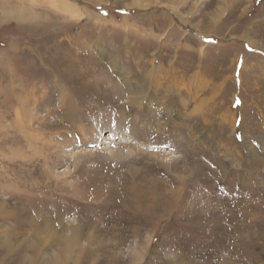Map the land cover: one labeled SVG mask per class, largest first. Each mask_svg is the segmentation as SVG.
<instances>
[{"label": "rangeland", "instance_id": "374dc122", "mask_svg": "<svg viewBox=\"0 0 264 264\" xmlns=\"http://www.w3.org/2000/svg\"><path fill=\"white\" fill-rule=\"evenodd\" d=\"M4 12L0 264H264V0Z\"/></svg>", "mask_w": 264, "mask_h": 264}, {"label": "bare ground", "instance_id": "6f19581e", "mask_svg": "<svg viewBox=\"0 0 264 264\" xmlns=\"http://www.w3.org/2000/svg\"><path fill=\"white\" fill-rule=\"evenodd\" d=\"M30 1H31L32 3H37L38 0H30ZM65 4H66V2H65ZM60 5H64V4H63L62 2H60ZM70 12H72V11H70ZM72 13H73V12H72ZM72 13L70 14L71 16L74 15V14H72ZM18 15H19V13H18ZM0 17H1V18H8V17L11 18V16L8 15V14H6L5 12H4V13H1V14H0ZM171 79H172V78H171ZM174 79H175V78H174ZM176 79H177V78H176ZM168 81H169V80H168ZM172 82H173V81H172ZM179 83H180V81H179ZM182 83H183V82H182ZM171 84H172V83H171ZM174 84H175V82H174ZM141 85H144V84L141 83ZM168 85H169V83H168ZM112 86H113V85H112ZM185 86H186V85H185ZM141 88H142V86H141ZM169 88H170V87H169ZM170 89H172V87H171ZM113 90H116L115 85L113 86ZM116 91H118V90H116ZM169 94H170V93H169ZM184 100H185V99H184ZM180 102H181V101H180ZM128 111H129V110H128ZM130 111H131V110H130ZM135 117H136V116H135ZM135 117H134V118H135ZM154 124H155V123H154ZM41 242H42V241H41Z\"/></svg>", "mask_w": 264, "mask_h": 264}]
</instances>
